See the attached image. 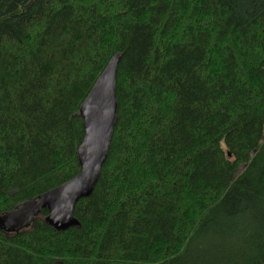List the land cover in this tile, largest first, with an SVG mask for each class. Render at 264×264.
<instances>
[{"label":"trees","instance_id":"trees-1","mask_svg":"<svg viewBox=\"0 0 264 264\" xmlns=\"http://www.w3.org/2000/svg\"><path fill=\"white\" fill-rule=\"evenodd\" d=\"M117 120L79 227L0 264H264V0H0V214L79 171L110 57Z\"/></svg>","mask_w":264,"mask_h":264},{"label":"water","instance_id":"water-1","mask_svg":"<svg viewBox=\"0 0 264 264\" xmlns=\"http://www.w3.org/2000/svg\"><path fill=\"white\" fill-rule=\"evenodd\" d=\"M120 54L110 57L78 108L83 137L76 147L78 173L60 185L0 214V231L16 234L28 229L43 210L44 224L56 231L79 227L74 206L93 191L108 155L117 120L116 72ZM50 264H65L55 260Z\"/></svg>","mask_w":264,"mask_h":264}]
</instances>
